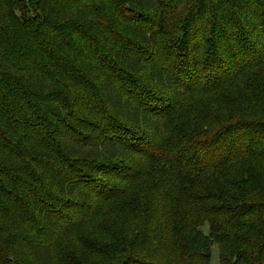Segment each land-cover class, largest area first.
<instances>
[{"label":"trees","instance_id":"16d2710c","mask_svg":"<svg viewBox=\"0 0 264 264\" xmlns=\"http://www.w3.org/2000/svg\"><path fill=\"white\" fill-rule=\"evenodd\" d=\"M185 2L0 0V264H264V0Z\"/></svg>","mask_w":264,"mask_h":264},{"label":"rangeland","instance_id":"374dc122","mask_svg":"<svg viewBox=\"0 0 264 264\" xmlns=\"http://www.w3.org/2000/svg\"><path fill=\"white\" fill-rule=\"evenodd\" d=\"M194 0H186L184 7L182 8V14H184ZM256 0H253V4ZM259 87H255L254 90L257 91ZM233 91L232 88L224 91H219L215 94H202L200 96H192L190 95L186 100H184V105L181 107V119L179 121V129L186 130L188 127L192 126L196 123V117H207L216 120L219 116L221 107H226L233 98L236 97L235 94H230ZM202 124V123H199ZM107 216L109 219H114L119 216V212L115 208H111L107 212ZM119 222L111 224H103L100 227H94L89 229V232L94 233L95 235H82L80 239H76V243L78 244L75 247V250L78 252V257H71L70 255L62 254L60 260L61 263L64 264H81V257H92L88 264H91L93 260H96V264H113L115 260L112 256L115 255V251L119 252V250H115L111 242L102 241L103 239L97 238V234H100V230H103L104 236L112 234L111 231H115V229H123L125 227H120ZM132 230L139 229V225L136 222H132L131 224ZM119 229V230H120ZM205 232H208V225L203 227ZM106 241V240H105ZM122 250V249H121ZM120 250V251H121ZM110 252V253H109ZM209 264H219V247L217 244H213L212 248V259Z\"/></svg>","mask_w":264,"mask_h":264}]
</instances>
